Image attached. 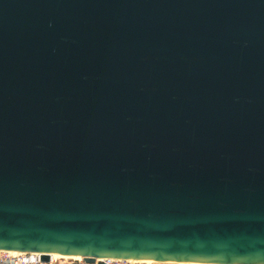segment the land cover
Masks as SVG:
<instances>
[{"label": "water", "instance_id": "obj_1", "mask_svg": "<svg viewBox=\"0 0 264 264\" xmlns=\"http://www.w3.org/2000/svg\"><path fill=\"white\" fill-rule=\"evenodd\" d=\"M0 250L264 264V0H0Z\"/></svg>", "mask_w": 264, "mask_h": 264}, {"label": "bare ground", "instance_id": "obj_2", "mask_svg": "<svg viewBox=\"0 0 264 264\" xmlns=\"http://www.w3.org/2000/svg\"><path fill=\"white\" fill-rule=\"evenodd\" d=\"M0 252H6L10 256H17L22 254L31 255L33 258L42 254V252H34V251H17V250H0ZM50 255V263H55L58 259H66V260H73V261H83L84 258L82 255H66L57 252H51ZM107 259V257L98 258V260ZM121 260H126V262H130L132 264H197L196 261H176V260H152V259H145V258H133V257H125V258H118ZM48 262V263H49ZM215 264V263H209Z\"/></svg>", "mask_w": 264, "mask_h": 264}, {"label": "built area", "instance_id": "obj_3", "mask_svg": "<svg viewBox=\"0 0 264 264\" xmlns=\"http://www.w3.org/2000/svg\"><path fill=\"white\" fill-rule=\"evenodd\" d=\"M42 254L33 258L31 255L22 254L17 256H10L6 252H0V264H46L48 262H44L41 259ZM87 264V263H86ZM94 264H132L130 262H126V260H121L118 258H107L96 260ZM197 264H209L206 262H198Z\"/></svg>", "mask_w": 264, "mask_h": 264}, {"label": "rangeland", "instance_id": "obj_4", "mask_svg": "<svg viewBox=\"0 0 264 264\" xmlns=\"http://www.w3.org/2000/svg\"><path fill=\"white\" fill-rule=\"evenodd\" d=\"M86 264L85 262H84V260L83 261H73V260H66V259H58V260H56V262L55 263H46V264Z\"/></svg>", "mask_w": 264, "mask_h": 264}, {"label": "trees", "instance_id": "obj_5", "mask_svg": "<svg viewBox=\"0 0 264 264\" xmlns=\"http://www.w3.org/2000/svg\"><path fill=\"white\" fill-rule=\"evenodd\" d=\"M78 264V263H77Z\"/></svg>", "mask_w": 264, "mask_h": 264}]
</instances>
